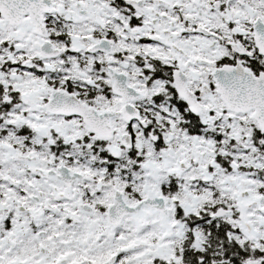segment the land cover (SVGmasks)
<instances>
[{
    "label": "snow or ice",
    "instance_id": "obj_1",
    "mask_svg": "<svg viewBox=\"0 0 264 264\" xmlns=\"http://www.w3.org/2000/svg\"><path fill=\"white\" fill-rule=\"evenodd\" d=\"M0 264H264V0H0Z\"/></svg>",
    "mask_w": 264,
    "mask_h": 264
}]
</instances>
